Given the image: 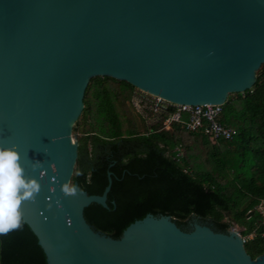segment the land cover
<instances>
[{"label":"water","instance_id":"water-1","mask_svg":"<svg viewBox=\"0 0 264 264\" xmlns=\"http://www.w3.org/2000/svg\"><path fill=\"white\" fill-rule=\"evenodd\" d=\"M262 63L264 0H0V146L15 145L25 175L40 180L20 211L45 264H264V251L250 258L236 231L193 216L188 230L149 213L118 238L92 229L82 210L107 207L109 172L100 194L76 182L75 196L60 190L91 77L173 103L223 104L252 86Z\"/></svg>","mask_w":264,"mask_h":264},{"label":"trees","instance_id":"trees-1","mask_svg":"<svg viewBox=\"0 0 264 264\" xmlns=\"http://www.w3.org/2000/svg\"><path fill=\"white\" fill-rule=\"evenodd\" d=\"M264 63L252 86L226 97L217 118L234 129L228 140H211L180 124L168 130L146 128L130 105L134 89L107 76L88 79L82 109L71 133L77 155L70 182L87 194H100L110 173L104 208H83L86 223L111 238L145 214L168 215L185 230L195 217L214 231L242 227L250 258L264 251ZM139 120V121H138ZM180 144L182 156L171 150ZM79 173V174H77ZM250 211V215L246 217ZM242 223V224H241ZM244 224V225H243ZM0 264H45L28 226L0 236Z\"/></svg>","mask_w":264,"mask_h":264},{"label":"built area","instance_id":"built-area-1","mask_svg":"<svg viewBox=\"0 0 264 264\" xmlns=\"http://www.w3.org/2000/svg\"><path fill=\"white\" fill-rule=\"evenodd\" d=\"M262 80L264 82V73ZM129 102L146 128L157 125L159 130H168L172 124H180L186 131H201L211 140H228L235 133L234 129L220 124L217 120L222 104L188 105L173 103L137 88L131 91ZM171 152L174 159L178 160L182 156L180 144H176ZM257 210L264 215L260 206H257ZM229 229L236 231L239 235L242 230L236 224H233V227ZM242 239L244 241L243 237Z\"/></svg>","mask_w":264,"mask_h":264},{"label":"clouds","instance_id":"clouds-1","mask_svg":"<svg viewBox=\"0 0 264 264\" xmlns=\"http://www.w3.org/2000/svg\"><path fill=\"white\" fill-rule=\"evenodd\" d=\"M20 159L15 145L0 146V236L23 228L25 221L20 211L21 203H34L41 192L40 180L25 175ZM31 166L35 170L42 164L37 160ZM60 190L65 196H75L78 191L70 181L61 184Z\"/></svg>","mask_w":264,"mask_h":264},{"label":"rangeland","instance_id":"rangeland-1","mask_svg":"<svg viewBox=\"0 0 264 264\" xmlns=\"http://www.w3.org/2000/svg\"><path fill=\"white\" fill-rule=\"evenodd\" d=\"M139 121V120H138ZM72 134V133H71ZM73 138L75 139V137L73 136ZM261 211H264V205L262 204V206H260ZM242 224V223H241ZM244 225V224H243ZM239 229H241L242 227H240L239 225H236ZM230 227H233V225L231 224ZM229 229V228H228ZM252 236V234H250ZM250 235L248 234L247 236H244V240L245 239H249Z\"/></svg>","mask_w":264,"mask_h":264},{"label":"flooded vegetation","instance_id":"flooded-vegetation-1","mask_svg":"<svg viewBox=\"0 0 264 264\" xmlns=\"http://www.w3.org/2000/svg\"><path fill=\"white\" fill-rule=\"evenodd\" d=\"M206 225V224H205ZM189 229V227H188V225L186 226V228H185V230H188Z\"/></svg>","mask_w":264,"mask_h":264}]
</instances>
